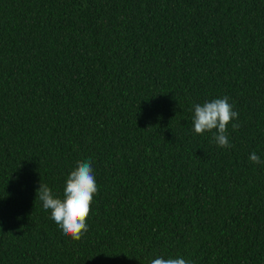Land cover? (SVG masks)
I'll list each match as a JSON object with an SVG mask.
<instances>
[{
    "label": "trees",
    "instance_id": "obj_1",
    "mask_svg": "<svg viewBox=\"0 0 264 264\" xmlns=\"http://www.w3.org/2000/svg\"><path fill=\"white\" fill-rule=\"evenodd\" d=\"M227 96V126L194 105ZM237 123L239 127L232 128ZM264 0H0V264H264ZM91 161L81 239L36 198Z\"/></svg>",
    "mask_w": 264,
    "mask_h": 264
},
{
    "label": "clouds",
    "instance_id": "obj_2",
    "mask_svg": "<svg viewBox=\"0 0 264 264\" xmlns=\"http://www.w3.org/2000/svg\"><path fill=\"white\" fill-rule=\"evenodd\" d=\"M238 112L233 110L229 98H216L210 102L194 105V131L203 134L205 131L216 130L214 140L220 147L231 148L227 136V126ZM239 124L233 123L236 129ZM251 162L264 163L256 152L249 156ZM97 183L91 161L79 162L67 177L63 198L56 196L47 184H42L36 190V198L43 202V208L50 210L51 219L61 228L65 236L79 240L88 231L87 219L91 212V204L97 193ZM151 264H192L183 257L165 258L158 256Z\"/></svg>",
    "mask_w": 264,
    "mask_h": 264
}]
</instances>
